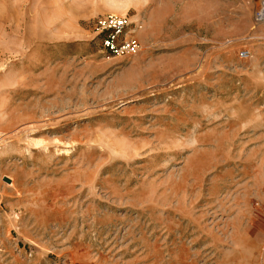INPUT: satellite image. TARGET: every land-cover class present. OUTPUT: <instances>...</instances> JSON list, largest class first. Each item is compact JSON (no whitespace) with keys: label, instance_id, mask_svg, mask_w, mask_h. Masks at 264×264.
<instances>
[{"label":"rangeland","instance_id":"rangeland-1","mask_svg":"<svg viewBox=\"0 0 264 264\" xmlns=\"http://www.w3.org/2000/svg\"><path fill=\"white\" fill-rule=\"evenodd\" d=\"M262 2L0 0V264H264Z\"/></svg>","mask_w":264,"mask_h":264},{"label":"built area","instance_id":"built-area-1","mask_svg":"<svg viewBox=\"0 0 264 264\" xmlns=\"http://www.w3.org/2000/svg\"><path fill=\"white\" fill-rule=\"evenodd\" d=\"M257 20L264 21V2L257 12ZM96 32L101 36V49L108 57L134 56L140 48L138 42L128 34V21L125 18L110 16L97 22ZM241 60L251 58L250 50L243 49L239 53Z\"/></svg>","mask_w":264,"mask_h":264}]
</instances>
